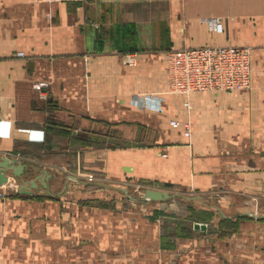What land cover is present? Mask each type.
<instances>
[{
	"label": "crops",
	"instance_id": "0c3cea01",
	"mask_svg": "<svg viewBox=\"0 0 264 264\" xmlns=\"http://www.w3.org/2000/svg\"><path fill=\"white\" fill-rule=\"evenodd\" d=\"M226 45L251 50L248 90L169 93V50ZM250 127H264V0H0V158L52 175L22 194L7 173L0 264H264V164L218 147L258 142ZM146 188L178 196L122 194Z\"/></svg>",
	"mask_w": 264,
	"mask_h": 264
},
{
	"label": "built area",
	"instance_id": "2783aa9c",
	"mask_svg": "<svg viewBox=\"0 0 264 264\" xmlns=\"http://www.w3.org/2000/svg\"><path fill=\"white\" fill-rule=\"evenodd\" d=\"M35 1L52 4L85 0ZM122 62L127 66L136 65L135 54H125ZM167 85L169 93L186 96L193 92L246 91L251 86V50L237 45L171 49L167 53ZM46 86V82L32 85L35 91H41ZM143 102L148 108L162 110L159 98L146 97ZM183 105L189 107L187 101ZM169 126L181 129L183 136L190 138L191 125L188 121L170 120ZM85 181H93L92 175H88Z\"/></svg>",
	"mask_w": 264,
	"mask_h": 264
},
{
	"label": "water",
	"instance_id": "95a60500",
	"mask_svg": "<svg viewBox=\"0 0 264 264\" xmlns=\"http://www.w3.org/2000/svg\"><path fill=\"white\" fill-rule=\"evenodd\" d=\"M25 165L20 162L18 158L3 156L0 158V186L5 184L8 181L7 173H10V176L18 178L20 180V185L18 186L17 191L22 194H33L34 190L39 188V185L46 190L48 185V180L52 177L51 173L47 170H41L34 175L33 178L25 180L23 178V172ZM38 171V170H37ZM76 180L72 176H67V180ZM125 193H127L125 191ZM128 198H132L127 195ZM178 195L170 194L166 191H160L155 189L146 188L144 189L142 196L139 198L143 201H163L176 197ZM194 228L204 230L206 228L205 224L195 223Z\"/></svg>",
	"mask_w": 264,
	"mask_h": 264
},
{
	"label": "rangeland",
	"instance_id": "374dc122",
	"mask_svg": "<svg viewBox=\"0 0 264 264\" xmlns=\"http://www.w3.org/2000/svg\"><path fill=\"white\" fill-rule=\"evenodd\" d=\"M221 128H218V131H220ZM250 132H257L262 131L264 134V127L262 128H256V127H250L248 128ZM218 147H221L222 151H226L227 154H233L234 156H237L234 158V160H239L240 158H245L248 162H253L255 164L258 163V165L264 164V136L260 137V140L258 142H252L249 144H240L232 141V143L228 142H221L218 143ZM239 158V159H238ZM86 182V181H85ZM90 182V181H88ZM132 190L128 191V194L130 197L134 198H140L143 193V189H138L137 191ZM187 193V192H184ZM124 195V198L128 197L125 192H122ZM126 196V197H125Z\"/></svg>",
	"mask_w": 264,
	"mask_h": 264
},
{
	"label": "trees",
	"instance_id": "16d2710c",
	"mask_svg": "<svg viewBox=\"0 0 264 264\" xmlns=\"http://www.w3.org/2000/svg\"><path fill=\"white\" fill-rule=\"evenodd\" d=\"M238 223L236 222H232V221H228V223H221L219 226L218 231L216 232V237L217 238H225L228 235H230L232 232H235L237 230ZM214 232V231H212Z\"/></svg>",
	"mask_w": 264,
	"mask_h": 264
}]
</instances>
